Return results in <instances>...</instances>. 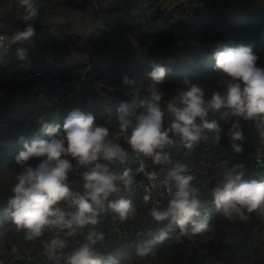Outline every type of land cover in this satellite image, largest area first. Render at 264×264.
I'll return each instance as SVG.
<instances>
[{
    "label": "clouds",
    "instance_id": "clouds-1",
    "mask_svg": "<svg viewBox=\"0 0 264 264\" xmlns=\"http://www.w3.org/2000/svg\"><path fill=\"white\" fill-rule=\"evenodd\" d=\"M19 3L23 7L25 25L14 32L10 40L23 45L35 33L31 21L39 11L36 0H19ZM4 39L0 36V49L5 47ZM14 55L17 60L26 61L28 50L18 46ZM213 58V71L219 75L223 88L206 96L198 82L182 79L184 87L166 103V111L171 116L167 127L164 126L165 107L161 104L160 85L171 69L164 64L152 62L147 71L150 83L143 91L130 88V98L115 109L118 135L126 138L132 152L150 157L163 173L162 178L157 172L147 173L151 185L163 186L168 196L167 203L151 207L149 215L157 223L167 221L165 228L175 225L180 236L208 230L210 216L207 212L201 216L203 205L199 191L191 183L194 177L188 174L186 165L172 161L169 149L175 137H179L185 148L192 149L206 137L205 130L212 133V141L217 144L223 133L230 138V147L240 153L243 151L240 142L245 139L241 121H258L264 125V66L257 64L259 57L252 47L218 44ZM121 84L132 86L135 80L125 75ZM210 114H218L228 125L227 131L218 120H209ZM37 123L38 135L29 140L18 137L22 147L14 161L20 170L7 200L12 222L24 230L27 240L40 237L45 230L54 231L56 234L45 243V248L48 256L55 258V264L61 261L63 264H106L94 250L104 238V233L95 228L69 253L61 250L67 245L65 237L98 223L99 206L105 202L120 220L134 214L131 200L122 196L109 199L121 191V185L128 187L133 182V169L125 168L117 173L112 168L114 163L126 161L128 150L111 138L109 127L98 123L93 114L79 109L70 111L62 124L42 116L37 118ZM31 160L36 161L35 165L29 163ZM73 161L84 169L80 173L81 191L70 189L66 182L69 172L73 171ZM143 170L141 164L135 172ZM244 175L241 164L226 167L222 179L212 190L215 209L230 219L245 220L246 212L264 209V180H245ZM168 235L169 232L162 229L157 239L164 240ZM150 251L137 249L140 256Z\"/></svg>",
    "mask_w": 264,
    "mask_h": 264
},
{
    "label": "trees",
    "instance_id": "trees-1",
    "mask_svg": "<svg viewBox=\"0 0 264 264\" xmlns=\"http://www.w3.org/2000/svg\"><path fill=\"white\" fill-rule=\"evenodd\" d=\"M258 1L259 6H257ZM89 3L90 0H84L79 3L67 0L65 6L85 9L89 7ZM237 5H239L238 9L237 7L215 8L212 20L198 19L200 23L196 22L187 26L174 25L169 30H158L153 33H148L141 23L134 20L129 21L123 18L120 22H113L115 38H117L116 50L113 54L111 52L106 54L105 64L99 63L90 72L97 81H105L107 86L97 87L100 88V91L92 89L94 87L83 88L73 97L60 96L62 108L57 122L62 124L70 111L79 109L86 114H93L98 123L109 127L111 138L117 136L118 126L115 118V109L121 102L126 100L114 88L116 85L121 84V78L125 75L147 86L150 83L147 78V71L150 70L152 62L164 64L171 69L165 76L163 84L160 85L162 92L167 94L168 98L176 95L177 90L184 87L182 83L184 78L198 82L205 89L206 96H210L212 92L223 88L222 83H219V75L213 71L215 62L213 52L218 44L233 48L251 46L259 57L257 64L264 66V0H257L254 6H250L251 3H248L246 7H243L242 5L244 4L242 2H238ZM103 10L104 12L102 13L107 15H112L113 12H116V10L110 11L102 8ZM105 19L111 22V20ZM3 32L5 31L3 30ZM122 38L126 39L130 44L122 40ZM105 40V35L101 34L97 41H89L88 47L98 49ZM184 41H189L192 45L187 44L183 49L180 48ZM70 43L71 41H66V35L64 34L57 48L63 49ZM134 46L136 51L137 49L146 50L147 56L143 58L139 55H134L132 53L134 49L132 47ZM175 48H179L184 53L183 57H173ZM159 52H161V56L157 55ZM120 58L125 61L122 66L120 65ZM67 63L64 61L59 63L56 60L54 65H32L29 71L26 70L22 73L23 66L20 71L14 63H10L5 57H0V92L14 93L16 96L30 95L35 106L41 107V110L49 111L52 108L51 96L58 87V85L52 83V78L57 76L59 83L65 85L71 78H76L81 69L78 70V67L74 66L63 67ZM26 99L27 97H25ZM208 119L218 120L221 126L224 124L218 114H210ZM1 120L3 118H0ZM0 132L2 133L1 129ZM205 133L206 137L202 138L194 147L196 149L200 148L198 151L201 150L199 146H203L204 144L202 143L212 134L208 130H205ZM113 139L123 145L121 139L117 137ZM176 140L182 148H185L178 136H176ZM21 147L18 145L2 146V148L6 149L4 158L6 159L9 154H16ZM172 149L174 147H170V154ZM132 164L133 160L126 159L120 166L131 168ZM75 166L78 165L73 161V171L69 173V176L79 182L82 180L80 176L82 170ZM75 186L81 190L79 185ZM10 195H12L11 191L0 192V226L6 223V216L11 217V209L7 206V200ZM104 208L103 212L107 213L109 210L107 203L104 204ZM218 216L216 223L213 225L215 226L213 228L214 231H210V235L213 239L221 242L219 246L227 248L233 241L242 243V245L239 244L240 246L234 244L235 248H231L233 252H228V256L244 255V251L250 248L251 251H254L256 257L250 259L246 254L244 256L245 259L251 260V264H264V258L257 254L255 244L245 245V242L251 236L252 230L254 228L260 229L262 224L259 219L258 209L253 210L252 215L245 220L236 217L233 221H228L226 217ZM13 225L15 224L13 223ZM178 230L175 227L172 232H179ZM233 230L237 232L241 230V236H237L234 239L233 235L235 234L231 235ZM155 238L156 235L151 239L142 241L133 239V244L140 245V243L151 241ZM179 248L180 246L172 243L171 239H166L163 244H159L152 249L151 258L161 260L166 264H202L196 252H192L185 260V255ZM106 250L104 249L103 251Z\"/></svg>",
    "mask_w": 264,
    "mask_h": 264
},
{
    "label": "built area",
    "instance_id": "built-area-1",
    "mask_svg": "<svg viewBox=\"0 0 264 264\" xmlns=\"http://www.w3.org/2000/svg\"><path fill=\"white\" fill-rule=\"evenodd\" d=\"M226 1L236 4H238V2H242L244 4L242 6L246 7V4L248 3H251L250 6H254L257 0ZM207 4H210L209 0H154L148 2L141 9L131 4H123V7L125 10V14L129 18L137 22L140 21V23L144 26L148 33H153L156 29L169 30L174 25L187 26L193 24L194 19L196 17L199 18L200 14L206 11ZM36 7L38 8L39 14L37 17L33 18L31 23H33L34 25H43L48 20V14L45 11V7L38 3V0H36ZM90 15L95 23V28L98 33L103 34L106 37V40L103 45L90 53L88 59L86 61H83L78 76L76 78H71L67 84L61 85L57 76H54L52 78V83L58 85V87L51 96L52 108L49 111L40 110L38 112H34L31 108L32 105H25L21 113L14 114L15 117H1L4 119L3 122H0V129L3 131L2 139L0 140L1 148L2 146H22V143L18 140V137L23 136L25 140H29L34 135H38V117L42 116L46 119H55L57 121L59 112L62 108L60 96H75L78 91L81 90L79 86L82 81L86 82L87 87L107 86L105 81H97L92 75V73L90 74V72L92 71V69L98 66L99 61L105 58V55L111 51L112 47L116 46L114 25L112 21L109 22L105 19L104 14L102 13V8L99 0H92L90 6ZM0 36H3L5 38L3 42L5 47L3 49H0V57L4 56L5 59H7L10 63H14L16 65V68L20 71L21 67L24 66V69H22L21 71L22 73H24L26 71L25 66L27 60H17L14 55L15 49L18 46L11 42V36L8 35L6 32L0 31ZM24 47L28 50V56H32L30 55L32 53L39 54L41 56V60L39 59L40 62L38 65L46 64V62L50 60V56L46 52L41 51V49L37 46L36 42L33 39H29L28 41H26L24 43ZM56 60L59 63H62V61L67 62L61 58H57ZM133 87L143 91L146 88V85H143L140 81L135 80V84L132 86L118 84L115 86L114 89L119 92L125 98V100H128L130 98V88ZM8 96L9 94L5 93V91L0 92V112L6 108L9 99ZM223 136L224 134L222 133L221 137ZM117 138L121 139L123 145L129 148L126 138L124 136L117 135ZM10 155L12 154L8 155V157L6 158V162L10 160ZM149 158L150 157H144L143 155L138 156L137 161L132 167L134 174L138 177L135 178L132 184L127 187V190L130 194H137L139 196V200L143 206V220L141 224H138L136 226V228H142L144 222H148L150 218H152L149 215V209L151 207L157 206V204L162 207L167 203L168 199V196L163 186L153 187L151 185L147 173L157 172L160 178L163 177V173L160 172L159 165H154L152 167L148 166ZM141 164H143L144 170L142 172H135V169ZM182 164L186 165L188 174H191L194 177L191 183L199 191L202 187L209 185L215 181H218L222 177L223 170L226 167H231L235 164H241L242 170L245 174H247L249 171L260 173L264 168V144L259 143L254 148L246 149L239 159H234V161L225 162L223 161V159H218L217 154H215V148L212 143H205L203 146H201L200 158L197 161ZM146 196L148 197V199H145ZM133 203L134 202H132V206ZM110 211L111 210H109V213ZM247 214L248 212L245 213V215ZM235 218L236 217L228 219H230V221H233ZM116 220L118 221L117 224H115L114 222ZM125 220H120L118 216L112 217L110 227L101 228L102 230H105L102 231L104 233V238L102 241H99L95 245L94 250L97 254H99L100 251L107 249L112 240L120 238L122 235L127 233L128 230L129 233H134L135 236L133 237V239L146 240L151 239L156 235V233L152 232L151 230H148L145 234H143L141 230L138 232L137 229H135V231H132L126 227L127 224H125ZM93 228L97 230V224L85 226L83 229L78 230L75 234L71 236L74 238L83 237L84 241L87 232ZM126 228L128 230H126ZM45 231L50 235L56 234L54 231ZM128 236L130 235L126 234L122 238ZM185 236H187L188 238L191 237L190 233ZM176 239L177 241L181 240V236L178 233L176 234ZM77 246L78 245L74 246L73 248ZM73 248H64L61 251L67 254ZM6 255H8L9 258H0V264H55V258H50L49 256H31V253L23 249L11 250ZM201 255H204V258L201 261L202 264H251L243 263L240 260L234 259L235 257L229 256L207 257V254L204 250H201ZM61 264H63V261H61Z\"/></svg>",
    "mask_w": 264,
    "mask_h": 264
},
{
    "label": "crops",
    "instance_id": "crops-1",
    "mask_svg": "<svg viewBox=\"0 0 264 264\" xmlns=\"http://www.w3.org/2000/svg\"><path fill=\"white\" fill-rule=\"evenodd\" d=\"M59 1H61L58 4L59 6L63 7L66 10L74 11V14H77V16H79L83 20L79 21L77 16L75 17V15L71 19H64L63 16L57 11V9H56V7L54 5V0H38V3L45 7V11L48 14V20L43 25H34L35 33L30 39H33L38 44V46L40 48H42L43 50H45V52L52 59L61 58V59L65 60V61H67L68 63L65 64L63 67L74 66V67H78V70H79L81 68V66H82L83 61H86L88 59V57L90 56V53L93 50H95L93 48H89L88 44H90L91 41H97V39H99L100 35H101L100 33L97 32V30L95 28V23H94L93 19L91 18V15H90V6H91V3H92V0H90L89 7L85 8V9L66 7L65 3H66L67 0H59ZM69 1H73V2L79 3V2H83L84 0H69ZM99 1H100V4H101V0H99ZM103 1H105L108 4V7L106 9H109L110 11L116 10V12H113L112 15H107L106 13H103L104 17L109 19V20H111L114 23L115 22L117 23V22H120L121 19H123V18L128 19L129 21L133 20V19L129 18L127 15H123V13L125 12L123 4H131V5H134L135 7H138V8L141 9L150 0H119L120 2L117 3V4H113V0H103ZM209 1H210V4L214 6V9H212V14H211L212 17L210 19V20H212L213 15L215 14V8H221V7H219L216 4H214L213 2H211V0H209ZM4 3L10 4V7L8 9H6V8H1L0 9V31L4 30L8 35L11 36L14 32L22 30L24 25H25V22L22 19L23 7L19 3V0H0V6L2 4H4ZM101 8H103L102 5H101ZM121 8L124 11H122ZM102 12H104V10ZM207 14H208V11L206 10L203 13H201L200 16H202V18L205 19L204 15H207ZM208 19H206V20H208ZM124 24H125V22H124ZM78 27L81 30L82 29L91 28V31L88 30L87 31L88 34L87 33L79 34L78 32H80L81 30ZM1 29H3V30H1ZM64 34L66 35V41H71V43L69 45H67L63 49H58L57 46L60 44V40H62ZM122 40H124L125 42L129 43L126 39L122 38ZM14 44L17 45V46L24 47V44L23 45H19V43H14ZM178 45H180V44H178ZM132 48H134L133 51H132V53L134 55H137V54L140 55V52H138V50L136 51V47L135 46L132 47ZM180 48H182V45H181ZM70 52H73L74 54L71 55V56H68V53H70ZM157 55H158V53H157ZM183 55H184V53H183ZM145 57H143V58H145ZM173 57H177V55H174ZM39 62H40V60L38 58L33 57V56H27V63H26L25 69L29 71L30 69H28V67L31 68L32 65L37 66L39 64ZM10 97L8 99L6 108L3 111L0 112V118L1 117H7V118L15 117L14 114L21 113V111H22V109H23V107L25 105H32L31 108H32V111H34V112H38V111L41 110V107L35 106L32 103L33 100H32V97L30 95L13 96V97H11V99H10ZM25 97H27L26 100H25ZM16 102H18L17 105L15 104ZM246 123L248 125L252 124L253 127L251 128V126H247L245 128L244 132L246 133L247 136L252 135V140L253 141L257 140L256 129H254V128H255V125H256V128L258 127L259 122L250 120V121H246ZM223 125L224 124H222V126ZM210 134H211V132H210ZM225 136L226 135L221 137L220 142L217 144V143H214L212 141V134H211L202 144L212 143L214 148H215V154H220L224 158H231V157H233L234 159L235 158L236 159L239 158L240 157L239 153H236L230 147V143H229V139L230 138L228 136L227 137H225ZM263 138H264V136H263ZM1 139H2V133L0 132V140ZM122 146L125 149L130 150L129 148L125 147L124 145H122ZM171 147L173 148L174 145H172ZM199 147H201V146H199ZM198 149H200V148H198ZM198 149H196V148L187 149V148H182L181 147V149H179V151L182 150L180 152L181 157L178 156L173 161L174 162L179 161L180 163H192L194 161H197L200 158V151H198ZM184 151L192 152V153H194L195 156L189 158V157L186 156L187 152H184ZM137 158H138V155L130 150V153H129V156L127 157V159L128 160H130V159L133 160L132 166L137 161ZM2 160L3 159H1V161ZM2 164H3V162H2ZM120 164H121L120 162H117V168H118V172L119 173L122 172L125 168H127V167L120 166ZM132 166H131L130 169H132ZM148 166L149 167L154 166V164H150L149 163V159H148ZM75 167H78L80 169L79 166H75ZM80 170L83 171L84 169H80ZM257 176H258V178H256ZM263 176H264V170H262L260 173H255L253 171H249L247 174L244 175L243 179L259 181V180H264V178H262ZM135 178H137V176L134 174V179ZM68 180L72 181L70 176L68 177L67 181ZM219 182L220 181H216L213 185H209L211 191H206L205 194H204V191L209 188V187L206 188L208 185L202 187L199 190V198L201 199V202H202V205H203V207L200 209L201 216H203L204 212H207L208 215L210 216V221H209L210 227H209V229L206 230V231L200 232V233H196V234L190 233V236L192 238H195V239H196V236L200 234L199 237H198V240L206 239L205 234L208 233V236L210 238V242L213 243V244H215V241H213L211 239L212 236L210 235V231H212V232L214 231L213 228L215 226H213V225H214V223H216V221H217V219L219 217L218 215L224 216V215L220 214L215 209L214 204L212 202V190L214 189V187H216V185ZM75 185H79L81 187L82 180L79 181V182H76V184H73V185L71 184V187L69 186L70 189H72L74 191H81ZM121 196L126 198V199L131 200L132 202H136V199L138 200V195L137 194H135V195L130 194L128 192V190H125V187L123 185H121V191L119 193H114L112 196L109 197V199L110 200H115V199H118ZM105 203H107V202H105ZM109 210H111V209H109ZM109 210H108V212H109ZM136 210L138 212V209H136ZM108 212L107 213H105V212L99 213V219H98V223H97V227L98 228L101 229V228L110 227L111 218L117 216L112 211H110V213H108ZM258 213H259V219L262 221V224L260 226V229H255L254 228L252 230L250 238L247 240V242H245L246 243L245 245H247V246L249 245L252 236H255V235H256V238H255L256 241L260 242V243H263V240H264V232H263L264 231V228H263L264 227L263 226V224H264V209H258ZM251 215H252V212H248V214L246 216L250 217ZM200 218L201 217H196V219H200ZM8 220H12V218L6 216L5 217V221L7 222ZM228 221H230V219H228ZM152 223H157V222L152 220ZM12 224H13V222H12ZM157 224L160 225V228L156 231L157 234H156V238L154 240L147 241V242H144V243H140V245H138L136 243H134L132 245L124 244L126 246L127 245H129V246L126 247V248L123 247L124 249L120 250L119 252L115 253L114 255H110L109 249L106 250V251L99 252L98 255H101L104 258V260L106 261V264H123V263H114L112 261L114 259L115 260H120L121 258H123L124 252L126 250L136 251L138 248H150L151 251L147 254L148 261H149V256L152 257V249L154 247H156L157 245H159V244H163L166 239H171V241H173L172 243H174V244L179 246V243L175 242V237H176V234L178 232H172V230L176 226L172 225L170 228H165V226L167 225V221H162V222H159ZM4 225H5V223H4ZM2 228L3 227H1L0 229H2ZM16 229H18V228L16 226H14V228L11 229V230H16ZM162 229L167 230L169 232V235L164 240H158L157 237H158V235H159V233H160V231ZM2 234H3V231H0V256L4 255L5 252L8 253V251L11 250V249H9L10 247H3L4 243L6 242V238L3 237ZM232 234H235V235H233V238L236 239L237 236H241L242 232H241V230L239 232L233 230L231 232V235ZM14 236H15L16 239L13 240V241L20 240L17 234H14ZM41 236L45 237V241L41 242L39 245H34V243H33V240L35 241L37 238H35L33 240L25 239L26 241H30V242L16 244V245H14L15 247H13L12 249L20 247L21 249H23V250H25V251H27L29 253L37 254L39 256H46V255L48 256L47 250L45 248V243L48 240H50L54 235H50L49 233H47L45 231V233H43ZM132 241H134V240L132 239ZM140 241H142V240H140ZM218 243L220 244L221 242L218 241ZM67 244H68V246H70V245H72V242L68 241ZM234 244L236 246L242 245V243H240V242L233 241V243L230 244L227 247L229 249H227L226 247L225 248H221L219 245H217L215 247V249H217V250H215V251L219 252V253L222 252L223 256H228V252H233L231 250V248H235ZM33 245L35 246L34 249H33ZM240 248H244V247H240ZM200 250H204L205 253H207L206 249H204V248H200ZM193 252L197 253V251H193ZM215 254H218V253H215ZM246 254L249 256L250 259H254L256 257L254 251L253 250L251 251L250 248L248 250L244 251V256ZM257 254L261 255L259 252H257ZM197 255H198V253H197ZM187 258L188 257H186V260H187ZM199 258L202 261L203 258H204V255H201ZM148 261H147V263H148ZM162 264H166V263H162Z\"/></svg>",
    "mask_w": 264,
    "mask_h": 264
},
{
    "label": "rangeland",
    "instance_id": "rangeland-1",
    "mask_svg": "<svg viewBox=\"0 0 264 264\" xmlns=\"http://www.w3.org/2000/svg\"><path fill=\"white\" fill-rule=\"evenodd\" d=\"M60 2L61 1H59V0H54V5H55L57 11L63 16L64 19H71V18H73L74 15H75V17L77 16V14H74V11L66 10L63 7L59 6L58 4ZM119 2H120L119 0H113V4H117ZM101 5L103 6L104 9H106L108 7V4L105 1H103V0H101ZM257 6H259V1H258V5ZM9 7H10V4L4 3V4H2L0 6V9L1 8L8 9ZM212 9H214V6L211 5V4H207L206 10L208 11V14L207 15H204L205 19H203L202 16H200L199 18L196 17L194 19L193 23H196V22L200 23L198 21V19L206 20V19L209 18L208 20H210L211 17H212L211 16ZM237 9H238V5H237ZM121 10L124 11L122 8H121ZM123 15H126L125 12L123 13ZM77 18H78L79 21L83 20L79 16H77ZM88 30L91 31V28H89V29H82L78 33L79 34H81V33H87L88 34V32H87ZM116 42H117V38H116ZM137 50H138V52H140V55L137 54L140 57H145L148 54L146 50H140V49H137ZM73 54H74L73 52H70V53H68V56H71ZM158 55L161 56V52H159ZM174 55H177L179 57H183V52L179 48H176L174 50ZM39 59L41 60V58H39ZM105 62H106V59L105 58H103V59H101L99 61V63H102V64H105ZM124 62L125 61L122 58H120V64L123 65ZM28 69H30V67H28ZM92 89H94L95 91H100V88H97V87H94ZM8 94L11 97L16 96V94H14V93H8ZM10 96H8V97H10ZM11 97H10V99H11ZM171 98L172 97L168 98L167 94L163 93V97H162L161 104H162V107H165V117H164V126L165 127H167L170 124V121H171V116L166 111V103ZM15 104L17 105L18 102H16ZM242 126H243L244 131H245V128L247 126H251V128L253 127L252 124L248 125L246 123V121H243L242 122ZM221 127L224 128L225 131H227L228 125L224 124ZM254 129H256L257 140L253 141L252 140V135L247 136L246 133L244 132L245 139L240 142V143L243 144V151L239 153L240 157L242 156L243 152L246 149H249L254 143L264 144V138H263V136H264V125H260L259 124L257 128H256V125H255V128ZM116 137L117 136H114L113 138H116ZM225 137H227V136H225ZM179 149H181V147L179 146V144H178V142L176 140V137H175L174 149H172V152H171L172 161L175 160L178 156L181 157L180 152L182 150L179 151ZM129 153H130V150H128V155H129ZM0 155H1L0 156L1 159L4 160L3 161V164L0 161V192H8V191H11V187L15 183V175L20 170V166L17 165L16 162L14 161V156L16 154L10 155V157H9L10 160L8 162H6L7 159L4 158L6 156V153H5V149L4 148H0ZM186 156L190 158V157H193L195 155L192 152H187ZM217 157H218V159H223V161H225V162L234 161V158L233 157H231V158H224L220 154H217ZM239 158H237V159H239ZM29 163H32L33 165H35L36 161L35 160H31V161H29ZM149 163L150 164H153L152 161H151V158H149ZM112 168H113L114 171H116L117 173H119L118 172V168H117V162L112 165ZM80 169H83V168L80 167ZM263 170H264V168H263ZM221 179L222 178H220L218 181H220ZM72 181H69V180L67 181V184L70 187H71V184L72 185L73 184H76V180L72 179ZM214 183L215 182H213V183H211L209 185H213ZM209 185L206 188H208ZM125 190H127V187H125ZM206 191H211L210 187L204 191V194H205ZM133 206H134L135 212H134L133 215L129 216L125 220V224H127L126 227L128 229L132 230V231H135V229H137V231L139 232L141 230L143 232V234H145L148 230H151L152 232L156 233V231L160 228V225L157 224V223H152L151 222L152 218H150V220L148 222H144L142 228H136L137 224L138 223L141 224L142 223V220H143V206H142V203L139 200V196H138V200L136 199V202L133 203ZM104 209H105L104 208V204L101 205V206H99V213L103 212ZM136 209H138V212H137ZM114 222H115V224L118 223L117 220L114 221ZM14 226L15 225L12 224V220H8L5 223V225L3 223V225L0 226V228L3 227L2 229H0V231H3L2 236L6 238V242L4 243L3 247H10L9 249H11V250H12L13 247H15L14 245H16V244L30 242V241H26L25 240L24 230H22V229L11 230V229L14 228ZM263 226H264V224H263ZM127 228H126V230H128ZM97 230L98 231H101V232L102 231H105V230H102L100 228H98ZM14 234H17L20 240L13 241V240L16 239L15 236H14ZM126 234L127 235H130V236L125 237V238H122ZM124 235H122L120 238H116V239H114V240L111 241L109 247L107 248V250L109 249L110 255H114L115 253L119 252L120 250H122V249L128 247L129 245H132L133 244L132 239L135 236L134 233H129V230H128V232L125 233ZM199 235L196 236V239L195 238H192V237H189L188 238L186 236L187 239H189V242L188 243H184L182 240L177 241L176 237L174 236L176 242H179V246H180L179 249H180V251L183 252V254L185 255V260H186V257H188L189 254H191L193 251H197L198 258H199L201 256V250H200V248L206 249L207 257H211V256H221V257H224L222 255V252L219 253V252H216L215 251V250H217V249H215V247L217 245H220L218 243V240L217 239H213V237L211 238L213 241H215V244H213V243L210 242V238L208 236V233L205 234L206 239H202V240H198ZM255 238H256V235L255 236H252V239H251V241H250L249 244L250 245L251 244H255V246H256L255 250L257 252H259L261 254V256L264 258V240H263V243H260V242H257ZM65 239H66L67 243H68V241H71L72 242V245L68 246V244H67L66 247H65V248H69V249L73 248L76 245H79L83 241V237L74 238L72 236H67V237H65ZM137 240H139V239H137ZM43 241H45V237L40 236L35 241L33 240V243H34V245H39ZM124 244H129V245L126 246ZM34 245H33V249L35 247ZM18 248L19 247L15 248V249H18ZM148 249H150V248H148ZM6 253L7 252H5L4 255L0 256V258H2V259L9 258V256L6 255ZM193 253H195V252H193ZM215 253H218V254H215ZM31 256H39V255L31 253ZM234 259L240 260L243 263H250L251 262V260L245 259V257H244L243 254L236 255ZM199 260H200V258H199ZM147 261H148L147 255L146 256H139L137 250L136 251L126 250L124 252L123 258H121L120 260H115L114 259L112 262H114V263H123V264H146ZM162 263L163 262L161 260L154 259V258H151V256H149V261H148L147 264H162ZM181 264H184V263H181Z\"/></svg>",
    "mask_w": 264,
    "mask_h": 264
},
{
    "label": "water",
    "instance_id": "water-1",
    "mask_svg": "<svg viewBox=\"0 0 264 264\" xmlns=\"http://www.w3.org/2000/svg\"><path fill=\"white\" fill-rule=\"evenodd\" d=\"M211 2H213L214 4H216L217 6L221 7L222 9L223 8H231V7H237V4L236 3H230L226 0H211ZM187 44L189 45H192V43H190L189 41H184L182 43V48H184ZM115 47H112L111 49V53L113 54L115 52ZM80 89H88L87 85H86V82L85 81H82L80 83V86H79ZM200 142V141H199ZM181 240L184 242V243H188L189 242V239H187L186 236H181Z\"/></svg>",
    "mask_w": 264,
    "mask_h": 264
},
{
    "label": "bare ground",
    "instance_id": "bare-ground-1",
    "mask_svg": "<svg viewBox=\"0 0 264 264\" xmlns=\"http://www.w3.org/2000/svg\"><path fill=\"white\" fill-rule=\"evenodd\" d=\"M150 1H154V0H150ZM150 1H148V2H150ZM139 23H140V21H138ZM158 30H162V29H156L155 31H158ZM37 44V43H36ZM37 46H38V44H37ZM39 47V46H38ZM40 48V47H39ZM41 49V48H40ZM41 51H43V52H45V50H43V49H41ZM29 54V53H28ZM30 55H33V57L35 56V57H37L38 59L41 57L39 54H30ZM4 57V56H3ZM50 60H48L47 62H46V65H54L55 64V62H56V60L55 59H52L51 57L49 58ZM59 117V116H58ZM4 121V119L3 120H1L0 122H3ZM57 121H58V119H57ZM2 131V130H1ZM3 132V131H2ZM259 143H254L249 149H251V148H254L255 146H257ZM21 248L19 247L18 249H13V250H20Z\"/></svg>",
    "mask_w": 264,
    "mask_h": 264
}]
</instances>
